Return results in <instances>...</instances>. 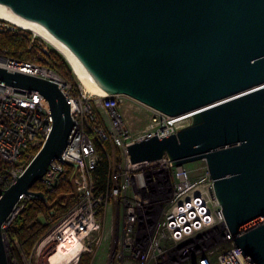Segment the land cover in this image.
Masks as SVG:
<instances>
[{
	"label": "water",
	"instance_id": "95a60500",
	"mask_svg": "<svg viewBox=\"0 0 264 264\" xmlns=\"http://www.w3.org/2000/svg\"><path fill=\"white\" fill-rule=\"evenodd\" d=\"M0 16L45 37L104 93L169 115L191 111L176 133L129 144L130 160L205 159L235 244L250 264H264V0H0ZM0 83L42 93L53 117L0 197V264H10L4 225L20 200L45 199L31 187L53 159L75 165L72 181L79 164L62 157L76 125L58 83L1 65Z\"/></svg>",
	"mask_w": 264,
	"mask_h": 264
},
{
	"label": "built area",
	"instance_id": "2783aa9c",
	"mask_svg": "<svg viewBox=\"0 0 264 264\" xmlns=\"http://www.w3.org/2000/svg\"><path fill=\"white\" fill-rule=\"evenodd\" d=\"M0 32L25 37V52L29 55L21 59L5 48L0 52L1 66L58 83L69 100L76 127L62 157L79 164L73 175L78 192L75 201L60 216L58 223L36 242L31 252H25L17 239L10 242L6 236V228L15 217L5 223L4 236L8 242L10 264H32L34 251L40 250L53 238L60 240L57 246L64 242H78L76 255L61 264H80L84 254L90 255L88 264H107L103 251L113 233V226L106 224L105 217L108 195L130 188H138L140 193L126 199L123 246L138 264L156 257V252H164L160 246L162 239L174 244L171 249H182L164 259V263L175 264L178 259L186 257L185 251H190L188 264H250L235 244L236 235L230 233L222 206L212 194L213 179L205 159L197 160L200 164L195 169L201 170L198 178H193L192 169L186 163L174 165L167 155L152 161L130 160L129 144L156 134L164 137L176 133L190 124L187 113L191 111L169 115L125 93L101 95L91 92L81 81H73L57 69L55 53L60 51L38 32L6 17H0ZM52 123L50 104L42 93L0 83V197L3 189L9 187L24 170L25 167L19 163L23 151L31 145L40 148ZM105 142L121 148L127 165L123 182L115 187L109 183L105 192H99L93 170L99 160L98 144ZM74 168V164L61 158L53 159L41 180L44 190L52 192L71 176ZM24 197L31 199L35 196ZM148 205H164L153 225L148 222L154 218L155 211L143 210ZM20 209L19 205L16 215ZM56 212L52 207L48 215L51 217ZM47 238L49 240L45 242ZM189 238L192 241L184 243ZM222 240L228 245L218 254L214 255L207 249L209 244ZM13 245L18 249L12 255L10 248ZM48 264L57 263L50 259Z\"/></svg>",
	"mask_w": 264,
	"mask_h": 264
},
{
	"label": "rangeland",
	"instance_id": "374dc122",
	"mask_svg": "<svg viewBox=\"0 0 264 264\" xmlns=\"http://www.w3.org/2000/svg\"><path fill=\"white\" fill-rule=\"evenodd\" d=\"M65 58V57H64ZM66 59V58H65ZM58 62V60H56ZM67 61V59H66ZM67 64L70 68V71L68 70L67 66L64 70H68V73H65L66 76L69 78H72L73 81H80L78 78L76 72L72 69L71 65L67 61ZM104 150L108 153V156L111 161V178H110V186L115 187L120 182H123L125 179V169H126V156L124 155L121 148L117 145H115L112 142H106L103 146ZM32 152H27L26 155L30 156ZM27 159V157H26ZM25 163L23 160L22 164ZM188 168L192 169V175L193 178H198V176L201 174L200 169H195L199 166L200 162L193 161L186 163ZM149 186V185H148ZM134 190L133 188H130L127 191L120 192L118 194H109L108 200H107V210H106V224L108 226H113V233L111 234L108 241H106L105 248H104V255L103 258H106L107 264H138L135 262L132 258V255L129 250H127L123 246V240H124V234H123V228H124V221H125V214H124V206L126 204L127 198H133V194L136 193L137 195L140 193L137 190ZM74 193V192H73ZM75 198V195H69L66 198L60 201L62 205L64 206L63 210H61L60 207L57 205H54L55 210L57 211L53 216H49L48 212L41 216L42 223L47 226V230L45 233H48L50 227L53 225L55 226L60 216L68 209V207L72 204L73 200ZM148 202V201H146ZM66 203V204H65ZM149 204V203H147ZM164 208V205H155L152 206H145L143 210L151 209L152 212L155 211L154 218H151L148 223L152 224L155 223L157 217L159 216V213ZM141 209V208H139ZM49 239V238H48ZM15 239L12 240V242ZM60 240L58 239H51L49 242H47L40 250H35L34 254L32 255V264H48L51 258V253L55 250L56 246L58 245ZM192 239L186 240L184 243L191 242ZM69 243V242H68ZM174 245L172 242H170L167 239H162L160 242L161 250L164 251L162 253L156 252V257L151 258L149 261H146L144 264H168L164 263V259H168L170 255L178 254V252L182 249L175 248L174 250L170 247ZM228 245L225 241L215 242L213 244H209L207 246V249L210 250L214 255L218 254L222 249H224ZM185 248V247H184ZM183 248V249H184ZM18 246L13 245L10 248L11 254L17 253ZM168 249V250H167ZM184 251V250H183ZM194 252V251H192ZM184 254H186V257L179 260L175 264H188L189 258H191V252L185 251ZM163 262V263H162Z\"/></svg>",
	"mask_w": 264,
	"mask_h": 264
},
{
	"label": "trees",
	"instance_id": "16d2710c",
	"mask_svg": "<svg viewBox=\"0 0 264 264\" xmlns=\"http://www.w3.org/2000/svg\"><path fill=\"white\" fill-rule=\"evenodd\" d=\"M26 42V38L23 36L13 35L8 32H0V52H2L5 48H8L11 51V55L21 59H26L29 57V55L25 52ZM56 60H58V62ZM55 65L64 76H66L65 73H68V70L70 71L66 59L57 51L55 53ZM66 66L68 68L67 71L64 70ZM69 79L72 80L70 77ZM104 144H106V142L98 144L99 160L93 170V177L99 192H105L107 190L108 184L110 183L109 178L111 176V161L108 153L103 148ZM38 149L39 146L32 145L26 148L23 151L19 163L25 167ZM30 151L32 154L27 156L26 153ZM23 160L25 163L22 164ZM31 188L35 191H43L45 199L40 197L27 199L23 197L19 202V205L21 206L20 211L17 213L11 224L6 228V236L8 240L12 242L13 239H17L21 243L25 252L28 253L31 252L33 246L47 230V226L42 223L41 216L46 214L50 208L55 207L54 205H57L61 208V210H63L64 206L60 201L65 199L69 193L72 195L73 192H75L73 194L75 195L73 202L77 197L76 188L75 185H73V181L70 176L50 193H47L44 190V185L41 180L35 182ZM89 260L90 255L84 254L80 260V264H88Z\"/></svg>",
	"mask_w": 264,
	"mask_h": 264
},
{
	"label": "bare ground",
	"instance_id": "6f19581e",
	"mask_svg": "<svg viewBox=\"0 0 264 264\" xmlns=\"http://www.w3.org/2000/svg\"><path fill=\"white\" fill-rule=\"evenodd\" d=\"M1 17V16H0ZM78 78L82 82V84L91 92H95L101 95H106L107 93L102 92L99 90L97 87H95L91 82L83 79L77 71H75ZM62 239V238H61ZM49 239L47 238L45 240L48 241ZM79 251V246L78 242L76 243H71V242H64L63 244L61 243L59 246H56L55 250L51 253V261L52 263H66L69 260H71L76 253Z\"/></svg>",
	"mask_w": 264,
	"mask_h": 264
}]
</instances>
